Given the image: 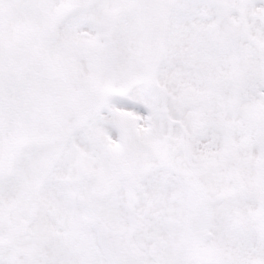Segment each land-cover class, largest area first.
Listing matches in <instances>:
<instances>
[{
	"label": "snow or ice",
	"instance_id": "snow-or-ice-1",
	"mask_svg": "<svg viewBox=\"0 0 264 264\" xmlns=\"http://www.w3.org/2000/svg\"><path fill=\"white\" fill-rule=\"evenodd\" d=\"M0 264H264V0H0Z\"/></svg>",
	"mask_w": 264,
	"mask_h": 264
}]
</instances>
